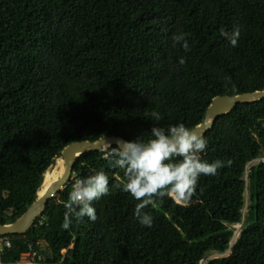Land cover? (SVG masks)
<instances>
[{"label": "trees", "instance_id": "obj_1", "mask_svg": "<svg viewBox=\"0 0 264 264\" xmlns=\"http://www.w3.org/2000/svg\"><path fill=\"white\" fill-rule=\"evenodd\" d=\"M237 26L232 47L221 30ZM178 34L190 51L174 46ZM263 88L264 0H0V221L36 201L70 142L147 141L154 126L201 123L216 95ZM203 136L202 159L225 166L199 177L189 205L157 199L142 226L124 170L106 158L118 144L88 149L34 224L9 234L3 260L32 244L49 264H264V97L238 102ZM101 171L109 193L92 202L97 219L64 229L75 182Z\"/></svg>", "mask_w": 264, "mask_h": 264}, {"label": "clouds", "instance_id": "obj_2", "mask_svg": "<svg viewBox=\"0 0 264 264\" xmlns=\"http://www.w3.org/2000/svg\"><path fill=\"white\" fill-rule=\"evenodd\" d=\"M221 35L232 47H236L240 28L237 26L232 32L221 30ZM173 43L174 46L181 44L186 52L190 51L185 34L174 35ZM185 62L183 57L180 58V65ZM152 116L156 120L162 119L157 112H153ZM151 134L152 138L147 141L135 139L121 142L115 148L109 147L106 156L115 167L124 170L122 190L140 201L134 215L142 226L147 227L152 226L153 217L144 212V208L164 197L171 198L178 205H189L196 193L199 177L214 176L218 169L225 166L220 160L209 163L202 159L201 153L208 142L199 129L178 123L167 129L154 126ZM108 193L109 177L103 171L77 180L65 204L62 227L67 230L73 218L82 220L85 216L94 222L97 216L92 202Z\"/></svg>", "mask_w": 264, "mask_h": 264}, {"label": "water", "instance_id": "obj_3", "mask_svg": "<svg viewBox=\"0 0 264 264\" xmlns=\"http://www.w3.org/2000/svg\"><path fill=\"white\" fill-rule=\"evenodd\" d=\"M264 97V88L256 89L253 91H245L236 94H219L213 98L212 103L206 110L205 117L203 121L193 129H199L203 134L207 132L215 123L219 115L226 113L233 109L240 101L257 100ZM124 141H130L118 134H106L97 140L91 139H77L69 144L63 149L62 158L64 160V170L56 177L50 186L46 188L44 193L40 194L43 187L44 181L38 190V197L35 202H33L25 213L18 219L12 222H2L0 221V235L11 234V233H24L26 232L35 222L37 216L46 207L48 201L51 197L61 188H63L69 181L71 173L73 171L74 165L77 158L88 149H100L106 148L112 144H119ZM58 157H54L51 165L48 167V171H51L57 161ZM46 177V175H45Z\"/></svg>", "mask_w": 264, "mask_h": 264}, {"label": "built area", "instance_id": "obj_4", "mask_svg": "<svg viewBox=\"0 0 264 264\" xmlns=\"http://www.w3.org/2000/svg\"><path fill=\"white\" fill-rule=\"evenodd\" d=\"M242 231V225H236V230L232 239V243L240 236ZM12 247V238L10 235H0V264H49L42 260L41 255L33 245L30 244L29 248L22 251L19 259L14 262H7L3 260V254Z\"/></svg>", "mask_w": 264, "mask_h": 264}, {"label": "bare ground", "instance_id": "obj_5", "mask_svg": "<svg viewBox=\"0 0 264 264\" xmlns=\"http://www.w3.org/2000/svg\"><path fill=\"white\" fill-rule=\"evenodd\" d=\"M64 160L62 157H58L56 164L54 168L51 171H48L45 177V182L43 184V187L40 191V194L44 193L46 191V188L50 186V183L58 177L64 170Z\"/></svg>", "mask_w": 264, "mask_h": 264}, {"label": "rangeland", "instance_id": "obj_6", "mask_svg": "<svg viewBox=\"0 0 264 264\" xmlns=\"http://www.w3.org/2000/svg\"><path fill=\"white\" fill-rule=\"evenodd\" d=\"M256 160H257V159H256ZM251 164H253V163L251 162L250 165H251ZM246 178H248V173H247V175H246ZM245 197H246V207L244 208V213L246 214L247 209H248V205H249V203H250V201H251V193H250V191H249L248 188L246 189ZM244 218H245V215H244L243 219H244ZM238 224L242 225L243 223H242V221H240ZM238 224H235V227H236V225H238ZM232 239H233V238H232ZM221 254H223V253H220V252H213L208 258H210V257H215V256H219V255H221ZM225 254H227V253L225 252ZM203 264H205V261H203Z\"/></svg>", "mask_w": 264, "mask_h": 264}]
</instances>
